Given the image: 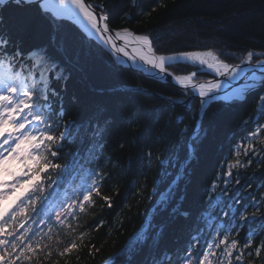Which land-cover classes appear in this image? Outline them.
I'll list each match as a JSON object with an SVG mask.
<instances>
[{"label": "trees", "instance_id": "1", "mask_svg": "<svg viewBox=\"0 0 264 264\" xmlns=\"http://www.w3.org/2000/svg\"><path fill=\"white\" fill-rule=\"evenodd\" d=\"M87 1L103 4L104 12L109 16L108 23L113 28L129 27L139 34L159 36L154 41L158 53L211 47L224 53L227 62L236 63L238 61L229 54L248 49L264 51V0H164V7H159L160 0H136L135 5L132 0ZM153 8L156 11L153 12ZM145 12L150 15H144ZM125 13H128L127 19ZM0 30L25 50L33 47L51 49L53 35L58 41L63 40L61 59L69 79L52 85L62 97L56 102V111L62 106L65 112L63 120L57 122L73 121L74 135L77 130L79 135L74 143L65 144L57 162L63 163L65 153L77 150L82 157L81 166L73 176L75 183L64 185V189L71 194L72 189L87 178L89 169L106 174L100 191L102 195L112 197L111 208L99 197H94L96 204L79 221L83 225L80 230H87L89 234L86 243L94 244L100 251L89 256L84 248L79 253L69 254L68 264H149L153 257H159L165 251L173 255L185 248L190 236L195 235L197 217L206 206L207 189L212 181L222 167L227 170V163L235 159L233 150L237 144L255 129L257 123H264V114L253 115L256 99L264 93V87L249 94L246 100L209 103L200 122L201 137L189 157L190 141L188 136H181V130L185 125L191 130L200 120L197 97H185L177 86L119 64L101 45L89 44L72 22L67 21L57 29L37 13L35 6H6L0 12ZM170 70L187 73L194 69L178 63ZM211 76L201 74L197 79ZM182 101H186L183 106L179 103ZM180 118L182 123H177ZM246 120L248 124H245ZM94 130L100 134L94 136ZM261 138L264 139V134ZM90 145L95 158L85 155ZM239 173L240 184L236 185L234 171L229 197L240 191L242 185H251L240 192L244 197L242 204L246 205L264 192V163L259 168L253 163L247 169H240ZM179 174L172 204L179 203L188 212V217L171 216L157 207L159 194ZM16 192L20 193L21 188L18 187L14 194ZM100 220L105 223L96 229ZM146 220L155 226L148 233V242L140 246L138 252H130L125 246L130 238L135 239ZM259 220H264V216ZM213 224L228 227L219 221H213ZM161 226L163 231L154 247L152 235ZM250 227L257 228V222ZM210 231L212 229L205 226V232ZM248 232L246 225L235 238L243 243ZM201 238H206L203 232ZM62 239L67 238L62 236ZM262 239L264 230L255 235L253 248ZM53 260L64 264V258L55 255L49 261L42 260V264H51ZM250 261L251 264H262L261 259L254 256H245L243 264H250ZM233 264H236L235 260Z\"/></svg>", "mask_w": 264, "mask_h": 264}, {"label": "snow or ice", "instance_id": "2", "mask_svg": "<svg viewBox=\"0 0 264 264\" xmlns=\"http://www.w3.org/2000/svg\"><path fill=\"white\" fill-rule=\"evenodd\" d=\"M132 2L136 4V0ZM9 4L28 8L35 6L37 13L57 29L71 21L89 44L102 45L117 60L118 54H123L133 65L138 62L150 65L162 80L171 77L185 97L198 95L200 120L191 130L187 125L181 130V136H188L190 141L189 157L201 137L200 122L209 102L246 100L249 94L264 87V51L248 49L239 54H229L238 61L236 63L227 62L223 58L224 53L211 47L158 54L154 41L159 36L137 34L129 27L110 28L103 4L95 5L86 0H0V12ZM164 6V0H160L159 7ZM143 14L150 15L147 12ZM127 17L128 13H125L124 18ZM50 43L51 49L33 47L25 50L0 30V173L6 172L5 165L10 160L18 161L24 169L19 175L13 173L11 182L0 179V201L11 195V191H4L5 188L12 191L21 188L12 204L0 209V264H32L33 261L42 264V260L49 261L54 255L64 258V264H68L69 254L79 253L84 248H87L89 256L99 253L100 248L86 243L89 234L87 230H80L83 225L79 221L96 204L94 197H99L109 208L112 206V197L102 195L100 191L106 174L96 169L87 170V178L74 187L71 194L64 189V185L75 183L73 176L81 166L82 157L77 150L65 153L63 163L57 162L65 144L74 143L79 132L77 130L74 135V122L71 120L62 124L57 122L63 120L65 112L62 106L56 111V102L62 97L52 85L66 82L69 76L65 74L67 70L61 59L63 40L58 41L53 35ZM178 63L194 70L176 75L169 69ZM201 69L206 71L202 73ZM201 74H212L215 78L198 80L197 76ZM238 80L243 83L234 86L233 82ZM179 103L183 106L186 101ZM261 114H264V93L257 97L253 113L255 117ZM177 123H182V118ZM248 123L246 120L245 124ZM99 134L94 130V136ZM262 134L264 123H257L233 150L235 159L227 163V170L222 167L212 181L207 189L206 206L197 217L195 235L190 236L185 248L173 255L165 251L159 257H153L149 264H233V260L236 264H243L245 256L259 257L264 264V239L253 248L255 235L264 230V220H259L264 216V192L259 198L254 196L246 205L242 204L244 197L240 192L251 185H242L240 191L229 197L234 171L235 184L239 185L240 169H247L253 163L259 168L264 163ZM257 144L261 146L257 147ZM85 155L95 158L91 145L85 150ZM175 183L173 181L159 194L158 210L168 211L171 216L188 217V212L179 203L172 204ZM153 190H156L155 184ZM213 221L226 223L228 227H219ZM254 222H257V228L252 229L250 226ZM104 223L100 220L96 229ZM246 225L249 232L241 243L235 237ZM205 226L212 231L205 232ZM154 227L152 221L146 220L135 239L130 238L125 247L130 252H138L140 246L148 242V233ZM162 231L161 226L153 232L154 247ZM202 232L206 238H201ZM62 236L67 239H62ZM76 259L79 260L78 255ZM51 264H58V261L53 260Z\"/></svg>", "mask_w": 264, "mask_h": 264}, {"label": "water", "instance_id": "3", "mask_svg": "<svg viewBox=\"0 0 264 264\" xmlns=\"http://www.w3.org/2000/svg\"><path fill=\"white\" fill-rule=\"evenodd\" d=\"M86 2H88L87 0H86ZM89 3V2H88ZM100 11V9H97V12H99ZM109 24V23H108ZM110 26V25H109ZM78 27V26H77ZM110 28H112V29H115V28H113V27H111L110 26ZM132 30V29H131ZM134 31V30H133ZM135 32V31H134ZM137 33V32H136ZM137 34H139V33H137ZM118 43H122V42H118ZM102 46V45H101ZM103 47V46H102ZM109 52V51H108ZM110 53V52H109ZM129 53L131 54V50L129 49ZM111 54V53H110ZM158 54H160V53H158ZM119 55V60H117L115 57V59L118 61V63H120V64H122V65H124V66H126V67H129V68H131V69H133L134 71H136V72H138V73H140V74H143V75H145L146 77H150V78H152V79H156V80H159V81H164V82H168V83H171V84H173V85H175V86H177V87H179V88H181L179 85H177L173 80H172V78L171 77H168L167 78V80H162L157 74H156V70H154V69H152L151 68V66L150 65H144L142 62H138L137 63V65H133L132 64V62L130 61V60H128V58L127 57H125V56H123V54H118ZM201 71H206V70H204V69H201ZM175 74V73H174ZM187 74V73H186ZM176 75H183V74H176ZM213 78H215V77H211V78H209V79H213ZM208 80V79H207ZM203 81V80H202ZM234 83V86H240L242 83H243V81L242 80H238V81H235V82H233ZM196 97H198L199 98V96L198 95H196ZM200 99V98H199ZM209 103H211V102H209ZM208 103V104H209ZM207 104V105H208ZM206 105V106H207ZM199 111H201V109H200V107H199Z\"/></svg>", "mask_w": 264, "mask_h": 264}, {"label": "rangeland", "instance_id": "4", "mask_svg": "<svg viewBox=\"0 0 264 264\" xmlns=\"http://www.w3.org/2000/svg\"><path fill=\"white\" fill-rule=\"evenodd\" d=\"M199 102H200V100H199ZM175 185H176V183H175Z\"/></svg>", "mask_w": 264, "mask_h": 264}]
</instances>
